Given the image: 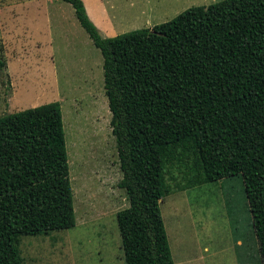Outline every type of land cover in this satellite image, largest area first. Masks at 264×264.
<instances>
[{
	"label": "trees",
	"instance_id": "trees-1",
	"mask_svg": "<svg viewBox=\"0 0 264 264\" xmlns=\"http://www.w3.org/2000/svg\"><path fill=\"white\" fill-rule=\"evenodd\" d=\"M61 1L102 56L117 187L129 203L116 214L125 263L174 264L159 208L173 187L240 176L264 264V0L192 7L110 38L81 0ZM74 226L60 104L1 116L0 264H21L18 235Z\"/></svg>",
	"mask_w": 264,
	"mask_h": 264
},
{
	"label": "rangeland",
	"instance_id": "rangeland-1",
	"mask_svg": "<svg viewBox=\"0 0 264 264\" xmlns=\"http://www.w3.org/2000/svg\"><path fill=\"white\" fill-rule=\"evenodd\" d=\"M81 1L100 37L110 38L222 0ZM0 44V117L60 104L73 194L75 226L18 235L21 264H126L116 214L129 203L117 187L100 51L61 0H0ZM159 208L174 264H261L240 176L173 187Z\"/></svg>",
	"mask_w": 264,
	"mask_h": 264
}]
</instances>
